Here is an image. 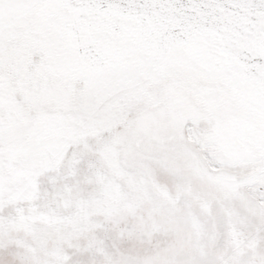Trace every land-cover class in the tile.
Wrapping results in <instances>:
<instances>
[{"label": "snow or ice", "instance_id": "6c2138e0", "mask_svg": "<svg viewBox=\"0 0 264 264\" xmlns=\"http://www.w3.org/2000/svg\"><path fill=\"white\" fill-rule=\"evenodd\" d=\"M0 264H264V0H0Z\"/></svg>", "mask_w": 264, "mask_h": 264}]
</instances>
